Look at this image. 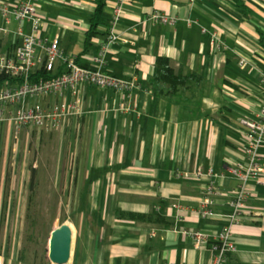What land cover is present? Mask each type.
I'll return each instance as SVG.
<instances>
[{
  "label": "crops",
  "instance_id": "crops-1",
  "mask_svg": "<svg viewBox=\"0 0 264 264\" xmlns=\"http://www.w3.org/2000/svg\"><path fill=\"white\" fill-rule=\"evenodd\" d=\"M2 1L17 5L22 0ZM241 1L245 7L237 0H107L105 18L111 20L119 6L123 14L116 24L121 41L107 54L105 71L136 76L139 88L129 94L83 83L75 95L63 91L40 98L47 109L58 104L71 111L60 124L61 138L73 169L80 171L81 189L78 220L70 224L74 240L68 264L214 261L211 243L232 218L229 194L239 184L230 168L248 164V129L241 119L255 117L264 102V0ZM39 9L44 43L60 35L68 57L93 66L104 40L98 35L87 47L96 0H43ZM155 11L178 21L150 22ZM23 26L29 30L27 21ZM18 28L14 21L0 38V55L15 52L21 42ZM98 30L107 33L109 26ZM161 57L176 74L195 77L174 94L158 95L150 80ZM244 58L250 62L246 67ZM45 61L40 47L35 72ZM65 69L58 62L51 73ZM2 127L14 129L11 122ZM261 155L264 161V148ZM200 167L223 174V194L207 217L199 212L207 179L176 175L177 169ZM248 188L251 198L233 226L238 250L228 264H264V186L250 182ZM196 230L208 234L206 244H196Z\"/></svg>",
  "mask_w": 264,
  "mask_h": 264
},
{
  "label": "built area",
  "instance_id": "built-area-1",
  "mask_svg": "<svg viewBox=\"0 0 264 264\" xmlns=\"http://www.w3.org/2000/svg\"><path fill=\"white\" fill-rule=\"evenodd\" d=\"M41 1L43 0H22L17 5H10L0 0V15L3 19V23L0 24V38L11 31L14 21L19 25L17 34L21 38L12 55H0V73H5L11 78L10 82L0 87V125L13 123L16 136L27 127L35 130L47 127V124L57 127L67 120L71 112L68 106L57 104L47 109L40 101L42 97L63 91L75 95L79 85L83 83L129 94H133L140 86L136 76L129 79L105 71L108 63L107 54L121 41L120 35L116 32V24L123 14L121 6L114 11L108 37L102 40L99 50L93 56V66H85L78 63L76 58H70L65 54L61 47L60 35L44 43V39L40 36V31L45 25L39 9ZM148 20L154 23L172 24L178 21V17L155 11ZM24 21L29 23L28 31L24 29ZM40 47L45 50V67L49 72L55 70L58 62L64 63L66 69L50 78L33 79L36 54ZM249 64L247 59L241 60L242 66L246 67ZM75 104L78 107L80 101H76ZM241 122L248 129L246 146L248 164L237 162L230 168L239 184L229 194L232 218L224 225L218 239L211 243L214 253V261L211 264H228L230 255L238 250L233 240V226L240 221L241 212L251 198L248 186L250 182L264 186V161L261 155L264 148V102L255 117L243 116ZM176 175L178 178L207 179L205 196L199 212L206 217L213 214V207L223 194L220 183L223 174L215 167L207 170L200 167L197 170L180 168L176 170ZM192 234L197 245H204L209 241L208 234L203 231L196 230ZM0 264H8L4 253H0Z\"/></svg>",
  "mask_w": 264,
  "mask_h": 264
},
{
  "label": "rangeland",
  "instance_id": "rangeland-1",
  "mask_svg": "<svg viewBox=\"0 0 264 264\" xmlns=\"http://www.w3.org/2000/svg\"><path fill=\"white\" fill-rule=\"evenodd\" d=\"M62 125L27 127L17 136L0 125V166L8 178L0 180V253L7 262L46 264L53 229L78 220L80 171L64 152Z\"/></svg>",
  "mask_w": 264,
  "mask_h": 264
},
{
  "label": "trees",
  "instance_id": "trees-1",
  "mask_svg": "<svg viewBox=\"0 0 264 264\" xmlns=\"http://www.w3.org/2000/svg\"><path fill=\"white\" fill-rule=\"evenodd\" d=\"M237 1L241 4V6L245 7V4L241 0H237ZM106 5H107V0H96V11L94 17L91 19V28L87 33V47L90 46L91 40L98 35L102 36L104 40H106L108 37L109 34L108 32L102 33L98 30V27L100 25L105 24L110 26V20H108L104 16V9ZM53 76L55 75L49 72L45 66H43L40 70L33 73L32 78L40 79V78H50ZM194 77L195 75L193 74H189L187 76L181 73L176 74L175 70L170 66L169 59L167 57H161L158 59L155 75L150 80V84L159 87V90L157 91L158 95H161L163 93L171 95L179 90L180 85L189 83ZM10 81L11 78L8 75H6L5 73H0V87H3L5 84H7ZM35 175L36 172L34 170L32 174L33 181L35 179ZM33 181L31 185L32 188L34 186ZM122 214L134 218L140 217V215H135V214H126V213H122Z\"/></svg>",
  "mask_w": 264,
  "mask_h": 264
},
{
  "label": "water",
  "instance_id": "water-1",
  "mask_svg": "<svg viewBox=\"0 0 264 264\" xmlns=\"http://www.w3.org/2000/svg\"><path fill=\"white\" fill-rule=\"evenodd\" d=\"M74 232L70 224L64 223L52 232L50 246L45 252L46 264H68L73 251Z\"/></svg>",
  "mask_w": 264,
  "mask_h": 264
},
{
  "label": "bare ground",
  "instance_id": "bare-ground-1",
  "mask_svg": "<svg viewBox=\"0 0 264 264\" xmlns=\"http://www.w3.org/2000/svg\"><path fill=\"white\" fill-rule=\"evenodd\" d=\"M56 214H58V210L56 211Z\"/></svg>",
  "mask_w": 264,
  "mask_h": 264
}]
</instances>
